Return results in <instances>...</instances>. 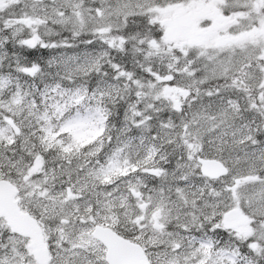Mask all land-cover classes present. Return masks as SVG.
Masks as SVG:
<instances>
[{
	"label": "snow or ice",
	"instance_id": "1",
	"mask_svg": "<svg viewBox=\"0 0 264 264\" xmlns=\"http://www.w3.org/2000/svg\"><path fill=\"white\" fill-rule=\"evenodd\" d=\"M0 264H264V0H0Z\"/></svg>",
	"mask_w": 264,
	"mask_h": 264
}]
</instances>
